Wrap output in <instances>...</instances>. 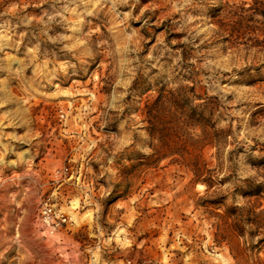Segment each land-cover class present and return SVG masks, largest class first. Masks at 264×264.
I'll use <instances>...</instances> for the list:
<instances>
[{"label":"rangeland","instance_id":"obj_1","mask_svg":"<svg viewBox=\"0 0 264 264\" xmlns=\"http://www.w3.org/2000/svg\"><path fill=\"white\" fill-rule=\"evenodd\" d=\"M0 264H264V0H0Z\"/></svg>","mask_w":264,"mask_h":264}]
</instances>
